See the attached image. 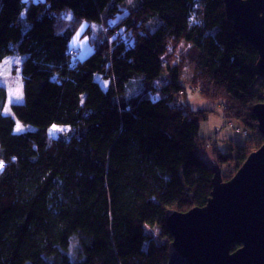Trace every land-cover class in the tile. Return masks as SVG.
<instances>
[{
  "label": "trees",
  "instance_id": "1",
  "mask_svg": "<svg viewBox=\"0 0 264 264\" xmlns=\"http://www.w3.org/2000/svg\"><path fill=\"white\" fill-rule=\"evenodd\" d=\"M83 22L99 28L80 61L69 42ZM14 55L25 57L23 102L5 115L0 89V264H167L166 212L204 207L211 164L239 169L264 143L257 51L222 0H0V64ZM192 88L219 105L222 129L247 131L244 143L221 153L199 137L215 111H193ZM15 119L33 130L16 133ZM53 125L72 133L50 138Z\"/></svg>",
  "mask_w": 264,
  "mask_h": 264
},
{
  "label": "water",
  "instance_id": "2",
  "mask_svg": "<svg viewBox=\"0 0 264 264\" xmlns=\"http://www.w3.org/2000/svg\"><path fill=\"white\" fill-rule=\"evenodd\" d=\"M222 1L234 32L257 51L253 72L264 79V0ZM253 115L264 139V102L253 107ZM211 166L206 205L166 212L172 236L167 264H264V143L228 181L217 163Z\"/></svg>",
  "mask_w": 264,
  "mask_h": 264
},
{
  "label": "rangeland",
  "instance_id": "3",
  "mask_svg": "<svg viewBox=\"0 0 264 264\" xmlns=\"http://www.w3.org/2000/svg\"><path fill=\"white\" fill-rule=\"evenodd\" d=\"M90 27V33H85L86 30ZM98 24L96 23H86L83 22L75 31L74 35L70 39L69 47L74 52V57L77 60H85L89 56L93 54V47L90 44L91 37H95V33L98 30ZM179 52V51H178ZM172 53L173 58H180V54ZM180 56V57H178ZM25 57L23 55H14L6 57L2 63L0 64V89L5 90L6 92V103L4 107V114L12 116L10 106L12 104H20L23 102V81L21 76V64ZM182 61L180 62V64ZM182 82L187 86L192 85L189 84V79L192 73V66L189 65L187 62L182 64ZM163 76V75H162ZM166 79V76L164 75ZM95 80L100 84L102 89L106 90L109 86V81L103 79L99 75H95ZM167 80V79H166ZM138 81L132 83V85L128 88V95H135L140 91V87L137 84ZM165 82V81H164ZM158 85V83H156ZM189 92L187 97V103L190 105L193 111L197 110H214V114H210L208 119L201 123L200 130H199V137L212 142L216 145V148L221 153H226L229 149V145L231 142L241 145L245 142V139L240 136H235L232 132L222 129L224 126V120L222 115V110L218 104L210 103L204 99H202L198 92L195 91V88ZM192 92V93H191ZM16 120V119H15ZM27 130H33L31 126H24L20 122L16 120L15 132L21 133ZM216 131H219L216 132ZM222 131V132H221ZM72 131L70 127L67 126H58L53 125L48 130V135L50 138H55L61 136L60 138L68 139L71 135ZM256 151V150H254ZM252 151V152H254ZM205 160L207 162L215 161L216 160V153L211 150V152H206ZM221 175L223 181H228L238 171L235 164L230 162L229 165H220ZM241 167V166H240ZM72 258L77 257V242L74 240L71 242L69 246V252Z\"/></svg>",
  "mask_w": 264,
  "mask_h": 264
},
{
  "label": "built area",
  "instance_id": "4",
  "mask_svg": "<svg viewBox=\"0 0 264 264\" xmlns=\"http://www.w3.org/2000/svg\"><path fill=\"white\" fill-rule=\"evenodd\" d=\"M69 55L73 56L74 52L73 51H69ZM225 130L232 132V134L235 135V136H240V137H243V138L248 136V133H247V131L245 129H241L239 127H234V125L231 122H228L225 125ZM216 132L219 133V131H216Z\"/></svg>",
  "mask_w": 264,
  "mask_h": 264
}]
</instances>
